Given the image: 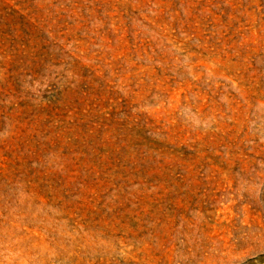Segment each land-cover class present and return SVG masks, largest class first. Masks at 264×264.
<instances>
[{
    "label": "rangeland",
    "instance_id": "obj_1",
    "mask_svg": "<svg viewBox=\"0 0 264 264\" xmlns=\"http://www.w3.org/2000/svg\"><path fill=\"white\" fill-rule=\"evenodd\" d=\"M0 264H264V0H0Z\"/></svg>",
    "mask_w": 264,
    "mask_h": 264
}]
</instances>
